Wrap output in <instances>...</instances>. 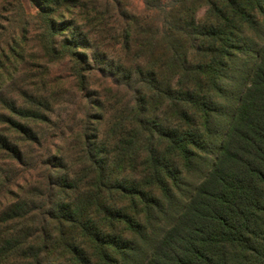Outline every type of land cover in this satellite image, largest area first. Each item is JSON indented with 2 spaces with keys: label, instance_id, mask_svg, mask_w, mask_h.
I'll use <instances>...</instances> for the list:
<instances>
[{
  "label": "trees",
  "instance_id": "1",
  "mask_svg": "<svg viewBox=\"0 0 264 264\" xmlns=\"http://www.w3.org/2000/svg\"><path fill=\"white\" fill-rule=\"evenodd\" d=\"M29 1L0 0V264H264V0Z\"/></svg>",
  "mask_w": 264,
  "mask_h": 264
},
{
  "label": "rangeland",
  "instance_id": "2",
  "mask_svg": "<svg viewBox=\"0 0 264 264\" xmlns=\"http://www.w3.org/2000/svg\"><path fill=\"white\" fill-rule=\"evenodd\" d=\"M12 1V0H9ZM128 1V5L131 9H133L134 11H142L145 8V3L144 0H127ZM21 2L23 3L25 10L27 13L29 14H35L36 13V8L30 3L29 0H21ZM91 21H83V24L88 27V31L92 32L93 37L97 38V39H102L106 36V33L102 34L100 32V30H98L99 32L95 31V29H92L91 26ZM33 30V29H32ZM33 34V32L31 33V35ZM33 36V35H32ZM114 36V35H113ZM104 43H108V40H104L102 39ZM90 52V51H89ZM95 64V63H94ZM37 74H40L41 77H43L44 79H46L49 83V87L52 84L53 86H57L60 82L65 84V88H64V92L60 95H58V97L63 98V99H67L69 97H67L70 94H74L73 92V87L75 86V83H72L71 78H70V71H69V66L63 63H46L45 66L36 71ZM31 73V72H29ZM92 88L95 89L94 94L98 95V91L99 90V84L97 85H91ZM71 91V92H70ZM50 93V92H48ZM78 101V99H77ZM75 108V107H72ZM65 117V114L63 115ZM51 134L53 133L52 129L50 130ZM50 140V137H49ZM59 144H63V142H58ZM20 186H24L25 182L24 181H20L19 182ZM20 186L15 187V192H18L20 190Z\"/></svg>",
  "mask_w": 264,
  "mask_h": 264
}]
</instances>
